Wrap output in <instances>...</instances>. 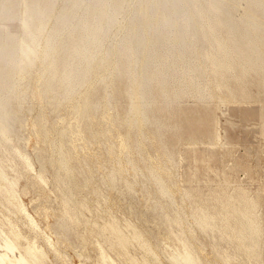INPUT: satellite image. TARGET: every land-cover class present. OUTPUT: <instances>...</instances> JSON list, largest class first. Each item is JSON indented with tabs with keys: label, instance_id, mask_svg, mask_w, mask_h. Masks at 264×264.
I'll return each instance as SVG.
<instances>
[{
	"label": "rangeland",
	"instance_id": "rangeland-1",
	"mask_svg": "<svg viewBox=\"0 0 264 264\" xmlns=\"http://www.w3.org/2000/svg\"><path fill=\"white\" fill-rule=\"evenodd\" d=\"M133 1L0 0V251L264 264V0H189L203 40L157 51L141 113Z\"/></svg>",
	"mask_w": 264,
	"mask_h": 264
},
{
	"label": "bare ground",
	"instance_id": "bare-ground-1",
	"mask_svg": "<svg viewBox=\"0 0 264 264\" xmlns=\"http://www.w3.org/2000/svg\"><path fill=\"white\" fill-rule=\"evenodd\" d=\"M223 1L224 0H218L219 3H222ZM133 2V16L130 22L133 31L129 37V44L132 49L131 55H133V68L134 70H136L134 78L135 88H133L136 98L132 100L131 111H134L135 113H141L145 104L146 97L148 80L147 65L152 64L156 61V53L157 51L161 50L166 51V55L173 56L176 60H182L186 57V55H189L193 48V45H196V43H199L201 42V40H203L196 36V34L198 33L196 13H201L203 11H198L191 8L192 6L190 5L189 0H135ZM217 6L218 5L216 3L213 4V7L216 8ZM208 19H210V12H208ZM184 26L187 27V30L184 29ZM254 37L255 35L253 37H250V32L248 31V29H245L244 32L240 34V37L236 40V42L239 43L237 47L244 46L245 50H250L257 55V52H255V50H257L256 48L258 47L254 42L256 41L253 39ZM260 40L264 42V38H261ZM226 47L227 46H225V48ZM87 53L88 47L87 45H85L81 49L82 58L87 57ZM102 59H104L103 56L97 58V62L101 63ZM257 59H259L258 56ZM45 67L49 68V64ZM27 216H29V214ZM3 242L4 244L2 243L0 247L7 250H14V245L11 241ZM9 255L7 254V252L0 251V264H39L29 261L22 254H19L17 257L14 255L15 257L13 258ZM185 260L188 264H194L190 256H187Z\"/></svg>",
	"mask_w": 264,
	"mask_h": 264
}]
</instances>
